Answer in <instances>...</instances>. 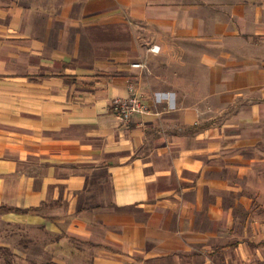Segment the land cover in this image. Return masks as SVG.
Wrapping results in <instances>:
<instances>
[{
	"label": "crops",
	"instance_id": "1",
	"mask_svg": "<svg viewBox=\"0 0 264 264\" xmlns=\"http://www.w3.org/2000/svg\"><path fill=\"white\" fill-rule=\"evenodd\" d=\"M14 226L45 264H264V0H0Z\"/></svg>",
	"mask_w": 264,
	"mask_h": 264
},
{
	"label": "rangeland",
	"instance_id": "2",
	"mask_svg": "<svg viewBox=\"0 0 264 264\" xmlns=\"http://www.w3.org/2000/svg\"><path fill=\"white\" fill-rule=\"evenodd\" d=\"M27 241L22 227H4L0 236V264H45L48 259L39 256L37 246L34 248V254H24ZM33 259L36 261H32Z\"/></svg>",
	"mask_w": 264,
	"mask_h": 264
},
{
	"label": "built area",
	"instance_id": "3",
	"mask_svg": "<svg viewBox=\"0 0 264 264\" xmlns=\"http://www.w3.org/2000/svg\"><path fill=\"white\" fill-rule=\"evenodd\" d=\"M150 50L152 52H160L159 45H153ZM141 63H134L133 66L140 67ZM130 95L127 98L118 97L113 100L112 108L114 113L122 122H129L137 113H145L149 111L148 105L145 104L137 92L136 86L133 83L129 84Z\"/></svg>",
	"mask_w": 264,
	"mask_h": 264
},
{
	"label": "trees",
	"instance_id": "4",
	"mask_svg": "<svg viewBox=\"0 0 264 264\" xmlns=\"http://www.w3.org/2000/svg\"><path fill=\"white\" fill-rule=\"evenodd\" d=\"M4 210L6 209V210H15V209H11V208H3ZM18 210V209H17ZM19 211H27L26 209H19Z\"/></svg>",
	"mask_w": 264,
	"mask_h": 264
}]
</instances>
